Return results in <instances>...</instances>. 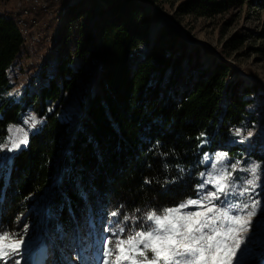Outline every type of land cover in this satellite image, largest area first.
Listing matches in <instances>:
<instances>
[{
  "label": "trees",
  "instance_id": "obj_1",
  "mask_svg": "<svg viewBox=\"0 0 264 264\" xmlns=\"http://www.w3.org/2000/svg\"><path fill=\"white\" fill-rule=\"evenodd\" d=\"M105 1L115 17L94 24V50L76 47L78 61L67 50L58 51L56 60L32 73L18 97L6 93L10 68L22 61L25 47L15 15L24 6L31 16L35 12L29 30H37L62 6L71 11L72 22L80 9L65 4L68 0L34 6L20 0L10 13L0 12V235L36 228L42 211L45 244L51 245L50 236L65 264L76 263L69 260L76 249L81 259L87 241L94 252L97 238L113 241L112 231L125 237L146 227L148 213L195 198L205 153L227 138L229 128L245 120L255 125L253 103L264 100L254 83L231 85L223 63L183 78L180 63L189 54L180 40H166L165 27L136 60L152 14L135 9L134 0ZM255 2L264 8V0ZM186 10L204 12L207 3ZM171 44L183 52L169 53ZM88 55L96 58L95 82L84 90L78 83ZM29 110L38 119L35 129L27 143L8 152V127L21 124ZM223 148L233 156L239 147ZM248 155L264 168L258 143Z\"/></svg>",
  "mask_w": 264,
  "mask_h": 264
},
{
  "label": "rangeland",
  "instance_id": "obj_2",
  "mask_svg": "<svg viewBox=\"0 0 264 264\" xmlns=\"http://www.w3.org/2000/svg\"><path fill=\"white\" fill-rule=\"evenodd\" d=\"M156 5L150 4L146 0H134L133 7L138 10H144L152 14V21L149 27L147 42L142 44L136 54V60L143 59L151 45L153 39L158 32L165 27L168 32L167 39L171 37L180 40L184 45L183 51L189 54L188 57L182 55L180 67H182V76L186 78L190 72L195 76L200 71H211L214 67L223 63L229 68L228 82L231 85L238 84L240 87L256 84L259 94H264V8L258 6L255 0H155ZM207 3V10L204 12H188V7L193 4ZM72 4L75 10H79L74 22L69 21L68 17L71 11L64 7L59 8L56 16H47L41 19L42 23L37 30H28L24 35L25 47L22 54V61L10 68V89L7 95L18 97L21 89L28 83L32 73H36L45 64L57 59V53L61 50L75 57V48L84 47L90 51L94 50L97 42V32H95L94 24L102 18L115 17L113 11H108L105 0H68L65 4ZM20 0H0V12L10 13L18 8ZM211 10L210 9H213ZM32 16H37L32 11ZM38 17V16H37ZM75 24L69 27V24ZM157 25V26H156ZM155 29L150 33L152 28ZM79 34L74 37L75 33ZM89 33V34H88ZM88 34V35H87ZM69 35V37H67ZM79 38V39H78ZM65 40V41H64ZM72 40V41H71ZM64 42V43H63ZM65 44V45H64ZM168 52L179 54L180 47L174 45L167 46ZM195 56V58H193ZM75 57V61H78ZM83 59V58H82ZM88 65H84L82 75L80 76L78 87L84 90L90 84L94 85V73L96 68V58L88 55ZM195 60V61H194ZM83 61V60H82ZM191 74V75H194ZM181 76V75H180ZM193 76V77H195ZM178 82V79L176 80ZM88 85V86H87ZM258 121L255 125L244 121L241 125L231 127L226 132V139L220 137V140L211 152H206L203 161L205 169L204 175L199 176V185L208 178L209 174L216 175L220 172H232L230 183L234 186V192L231 194L234 199L232 203L243 206L251 205L254 201H259V206L255 209L256 215L252 217V225L247 232L242 234V244L237 252L235 264H264V168L262 164L248 155L249 150L254 147L255 143L259 144V149L264 152V100H255L253 103ZM37 117L30 110L25 113L23 122L19 125H10L8 127V137L6 150L12 148V144L23 145L21 141L25 138V134H29L35 129ZM239 130V135H236ZM234 155L230 156L223 147H236ZM227 154L223 161L217 162L218 153ZM236 152V153H235ZM241 156H236V154ZM213 164H217V168H212ZM233 165H237V170L232 171ZM257 165L256 187L251 190V186L247 184L248 180L253 179L250 169ZM198 190L195 198L199 199L202 195L209 191H214L212 185H205ZM249 188L250 191L240 195L243 189ZM189 199L181 202L179 205L171 207H179L183 203H187ZM223 200V195H221ZM214 203L220 204L219 201ZM168 208V209H171ZM168 209L158 215H163ZM248 210H251L249 207ZM183 212L195 211V208H186ZM232 215H240L241 213L235 209ZM40 220L36 228H29L21 234H8L12 240L4 241L11 243L14 240H21L24 243L19 251L10 252L0 259V264H65L59 258L56 244L49 236L51 245L45 244V238L48 232L44 227V217L40 211ZM146 227L142 230H151L154 227L151 221L146 220ZM138 230V231H142ZM135 232V231H134ZM131 232L125 237H119L120 231H112L113 246L117 242V238L127 239L132 235ZM94 252H90L91 245L87 241L80 248L81 259H77V249L74 253L70 252L69 260L76 261L75 264H103L102 250L106 244L104 236L97 238L94 242ZM50 247H53L51 249ZM53 250V252H52ZM5 251H8L5 249ZM151 258V252L147 253ZM77 259V260H75ZM115 256L110 260H114ZM128 264V262H124Z\"/></svg>",
  "mask_w": 264,
  "mask_h": 264
},
{
  "label": "snow or ice",
  "instance_id": "obj_3",
  "mask_svg": "<svg viewBox=\"0 0 264 264\" xmlns=\"http://www.w3.org/2000/svg\"><path fill=\"white\" fill-rule=\"evenodd\" d=\"M236 135H239V130ZM21 143H27V134ZM17 147L19 145L13 143L9 150ZM226 156L224 152L218 153L217 162L223 161ZM212 168L215 170L217 164H213ZM257 168L254 165L250 169L253 179L248 180L247 184L251 190H254L259 179ZM236 170L237 165H233L232 171ZM231 176L232 172L228 171L209 174L199 187L203 189L210 184L214 191H209L199 199H189L179 207L168 209L163 215L148 213L147 220L154 227L151 230L135 231L127 239L117 238L114 247H109L113 241L107 240L102 250L103 264H235L242 244V234L251 227V218L256 215L259 201H254L250 206L233 204L234 197L231 194L234 186L230 183ZM249 191V188H245L240 195ZM249 207L251 210H248ZM186 208H195V211L185 213L182 210ZM233 209L241 214L232 215ZM112 215L117 213L113 212ZM8 240L12 238L7 233L0 235V259L6 257L9 251H19L24 243L21 240L4 243ZM148 252L153 254L151 258ZM113 256L115 259L110 260Z\"/></svg>",
  "mask_w": 264,
  "mask_h": 264
},
{
  "label": "bare ground",
  "instance_id": "obj_4",
  "mask_svg": "<svg viewBox=\"0 0 264 264\" xmlns=\"http://www.w3.org/2000/svg\"><path fill=\"white\" fill-rule=\"evenodd\" d=\"M23 1L25 2V4L31 3L32 6L39 5L42 2V0H23ZM54 1H56V0H54ZM14 23L17 26V28L19 29L20 33L22 35H25V34H27L26 32L29 30L30 25L35 24V20L30 15V13L26 9V7L24 6L21 9V11L15 15ZM154 29H155V27H153L152 30L150 31L151 34L154 33V32H152Z\"/></svg>",
  "mask_w": 264,
  "mask_h": 264
}]
</instances>
